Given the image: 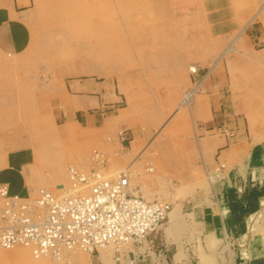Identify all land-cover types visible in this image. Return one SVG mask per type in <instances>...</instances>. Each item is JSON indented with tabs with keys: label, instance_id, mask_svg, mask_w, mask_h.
<instances>
[{
	"label": "rangeland",
	"instance_id": "374dc122",
	"mask_svg": "<svg viewBox=\"0 0 264 264\" xmlns=\"http://www.w3.org/2000/svg\"><path fill=\"white\" fill-rule=\"evenodd\" d=\"M232 6L238 25L221 34L204 0H33L28 47L0 53V168L10 149L26 146L33 152L22 168L35 181L30 192L39 186L59 192L69 184L66 165H95L90 157L100 150L105 173L128 170L131 187L145 198L179 204L180 216L166 219L157 234L184 250L186 264H202L200 251L208 264H233L236 243L218 236L209 247L204 217L215 204L212 170L223 162L225 172L246 156L248 120L264 129V0H233ZM78 77L112 84L116 99L101 111L124 108L121 119L102 126L66 121L61 94ZM219 94L230 97L243 121L244 146L235 152L221 146L222 126L208 117ZM178 191L183 195L173 200ZM263 231L264 212L249 242ZM17 250L35 264H81L88 256L77 250L56 261L18 246L0 251L1 264H26L12 253Z\"/></svg>",
	"mask_w": 264,
	"mask_h": 264
},
{
	"label": "crops",
	"instance_id": "0c3cea01",
	"mask_svg": "<svg viewBox=\"0 0 264 264\" xmlns=\"http://www.w3.org/2000/svg\"><path fill=\"white\" fill-rule=\"evenodd\" d=\"M232 1L204 0L212 27L218 33H228L238 25ZM34 14L33 0H0V53L18 54L28 47L32 37L30 23L34 19ZM246 24L242 28H246ZM116 96L113 85L104 80H97L94 77L69 79L65 82L61 94V100L65 104L66 121L81 126L91 124L102 126L117 122L121 119L124 108L106 115H103L104 112L101 111L103 106H108L107 103L116 99ZM208 117L213 124H219L222 128L231 131L229 135L222 132L224 143L221 146L224 145L223 148L228 149V153L235 152L244 146L243 121L235 114L230 97L219 94L212 99ZM74 127L71 126V129ZM248 127L246 139L252 143L246 156L241 161L236 160L237 162L227 171L224 172L223 169L224 176L218 180L212 176L215 168L211 172V179L217 183L215 201H213L215 204L210 207L204 217L206 231H209L205 236V242L209 247L215 248L218 236L226 238L227 242L236 243L233 245V264H264V231L258 238H253V242H249V239L253 237L258 217L264 212V129H257L249 120ZM17 132L20 130L17 129ZM231 139H235L234 145H230ZM138 144L139 139L131 140L130 150H136ZM226 144L229 145L225 146ZM32 161L33 152L28 147L10 149L6 153V160L1 161L5 165L0 168V181L7 182L12 192L26 194L31 191L29 183L33 184L35 181L33 179L28 182L22 168ZM239 186L242 188L241 191L238 190ZM133 191L140 194V189L133 188ZM182 195L183 191H178L173 200ZM200 206V204L197 205L196 214ZM179 207V204L173 207L170 222L177 220L180 216ZM163 231L165 236H168L169 227L164 228ZM156 243L164 248L165 257L155 263L149 259L150 256H147L146 261H140L139 264L187 263L181 247L176 244L169 247L167 241L163 242L158 234ZM111 249V246H107L88 253V256H81L79 262L81 264H126L116 261ZM110 252L112 262L108 261ZM12 253L20 255V259L26 264H35L26 251L17 250ZM199 258L202 264H208V257L202 251L199 252Z\"/></svg>",
	"mask_w": 264,
	"mask_h": 264
},
{
	"label": "built area",
	"instance_id": "2783aa9c",
	"mask_svg": "<svg viewBox=\"0 0 264 264\" xmlns=\"http://www.w3.org/2000/svg\"><path fill=\"white\" fill-rule=\"evenodd\" d=\"M221 131L231 134L227 128ZM90 159L99 162L87 168L66 165L69 184L59 192L39 186L35 193L22 194L0 181V250L26 246L34 257L57 261L70 252L92 253L109 245L114 259L126 264H139L147 256L158 263L165 257L156 236L171 203L134 193L124 169L99 171L98 164L106 160L100 150L94 149ZM224 167L220 162L213 170L220 173L217 180Z\"/></svg>",
	"mask_w": 264,
	"mask_h": 264
},
{
	"label": "bare ground",
	"instance_id": "6f19581e",
	"mask_svg": "<svg viewBox=\"0 0 264 264\" xmlns=\"http://www.w3.org/2000/svg\"><path fill=\"white\" fill-rule=\"evenodd\" d=\"M97 162H99V161H97ZM97 162L95 161V163L97 164ZM98 166H102V165H99L98 164ZM98 169H99V171H101L102 173H105L100 167H98ZM125 170V169H124ZM125 171H127V173H128V176H129V186L128 187H130L131 188V190L133 191V188L131 187V175H130V172L128 171V170H125ZM106 174H108V173H106ZM218 174H220V173H213L212 172V176L215 178V179H217L218 178ZM225 185V184H224ZM134 192V191H133ZM173 210V208H172V205H171V208H170V210H169V213H168V218H167V220L170 218V213H171V211ZM109 246V245H108ZM16 247H18V246H16ZM24 247H26V246H24ZM107 247V246H106ZM14 248V247H13ZM100 248H104V247H100ZM1 250H3V249H1ZM0 250V251H1ZM87 253V252H86ZM61 260H64V258L63 259H61Z\"/></svg>",
	"mask_w": 264,
	"mask_h": 264
}]
</instances>
